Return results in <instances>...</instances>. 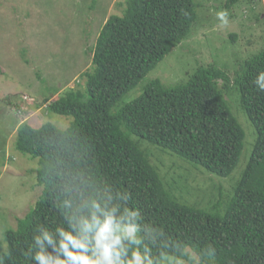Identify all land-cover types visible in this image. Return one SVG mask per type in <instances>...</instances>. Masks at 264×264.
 Returning <instances> with one entry per match:
<instances>
[{
  "label": "trees",
  "instance_id": "trees-1",
  "mask_svg": "<svg viewBox=\"0 0 264 264\" xmlns=\"http://www.w3.org/2000/svg\"><path fill=\"white\" fill-rule=\"evenodd\" d=\"M243 2L250 10L247 20L261 23L263 15L253 9L256 0H227L225 10H243ZM125 7L122 16L110 17L102 27L91 69L81 76L83 86L45 100L48 112L72 119L69 128L24 124L18 129L16 150L38 160L35 180L41 195L16 220V228L1 235L0 264H38L32 259L34 237L44 225L61 222L56 205L61 181L70 172L129 193V204L141 209L145 223L164 228L150 244L155 255L172 237L203 249L207 264H264V91L253 83L264 72V50L233 76L209 65L173 87L159 80L142 85L191 36L199 5L195 0H126ZM230 40L235 45L238 35ZM134 90L137 98L122 104ZM233 94L255 128V144L240 179L227 182L229 191L222 185L210 193L211 201L202 205L190 198L196 188L165 184L153 151L199 173L231 177L246 139L226 100ZM47 250L52 252L50 246ZM163 250L171 251V245Z\"/></svg>",
  "mask_w": 264,
  "mask_h": 264
},
{
  "label": "rangeland",
  "instance_id": "rangeland-1",
  "mask_svg": "<svg viewBox=\"0 0 264 264\" xmlns=\"http://www.w3.org/2000/svg\"><path fill=\"white\" fill-rule=\"evenodd\" d=\"M125 2L0 0V239L5 231L16 228V220L24 218L41 195L35 180L38 160L16 150L19 127L28 124L39 129L51 124L63 131L69 128L72 119L48 112L45 100L55 101L65 90L83 86L81 76L91 69V51L100 31L110 17L122 16ZM195 3L199 5V21L191 36L142 85L159 80L173 87L186 83L198 67L209 65L233 76L245 60L264 50L263 0L253 5L254 11L263 15L258 24L247 20L250 10L245 2L243 10L235 7L227 11L226 23L217 17V12L225 10L227 0ZM230 14L233 19L228 17ZM233 33L238 35L235 45L230 40ZM136 90L121 103L136 99ZM226 100L246 134L240 163L231 177L221 179L202 170L199 173L177 158L153 151L165 184L196 188L200 193L190 194V198L202 205L211 201L210 193L222 185L229 191L232 184L227 182L240 179L255 144V128L242 112L238 95Z\"/></svg>",
  "mask_w": 264,
  "mask_h": 264
},
{
  "label": "clouds",
  "instance_id": "clouds-1",
  "mask_svg": "<svg viewBox=\"0 0 264 264\" xmlns=\"http://www.w3.org/2000/svg\"><path fill=\"white\" fill-rule=\"evenodd\" d=\"M217 17L226 23L227 11L217 12ZM253 83L264 91V72ZM130 200L129 193L111 185H100L79 172L68 173L56 205L62 220L54 227L44 225L35 235L32 259L38 264H207L203 249L179 238L168 237L163 249L171 245V251L161 249L155 255L150 244L164 235V228L145 223L141 209L130 205Z\"/></svg>",
  "mask_w": 264,
  "mask_h": 264
}]
</instances>
